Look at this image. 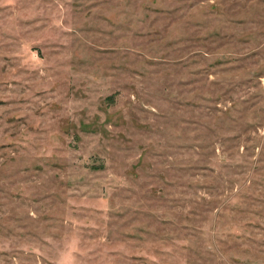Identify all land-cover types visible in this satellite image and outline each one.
I'll return each instance as SVG.
<instances>
[{
  "label": "rangeland",
  "instance_id": "1",
  "mask_svg": "<svg viewBox=\"0 0 264 264\" xmlns=\"http://www.w3.org/2000/svg\"><path fill=\"white\" fill-rule=\"evenodd\" d=\"M0 264H264V0H0Z\"/></svg>",
  "mask_w": 264,
  "mask_h": 264
}]
</instances>
